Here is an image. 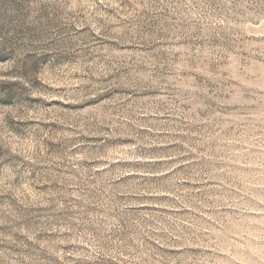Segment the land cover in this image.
<instances>
[{
  "label": "rangeland",
  "instance_id": "rangeland-1",
  "mask_svg": "<svg viewBox=\"0 0 264 264\" xmlns=\"http://www.w3.org/2000/svg\"><path fill=\"white\" fill-rule=\"evenodd\" d=\"M0 264H264V0H0Z\"/></svg>",
  "mask_w": 264,
  "mask_h": 264
}]
</instances>
